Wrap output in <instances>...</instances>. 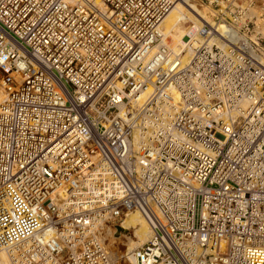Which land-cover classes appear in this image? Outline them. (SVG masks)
I'll use <instances>...</instances> for the list:
<instances>
[{"label": "built area", "instance_id": "1", "mask_svg": "<svg viewBox=\"0 0 264 264\" xmlns=\"http://www.w3.org/2000/svg\"><path fill=\"white\" fill-rule=\"evenodd\" d=\"M202 1L226 27L190 7L184 61L163 29L178 0H0L13 264H115L96 228L131 211L152 231L136 264H264V0Z\"/></svg>", "mask_w": 264, "mask_h": 264}, {"label": "bare ground", "instance_id": "2", "mask_svg": "<svg viewBox=\"0 0 264 264\" xmlns=\"http://www.w3.org/2000/svg\"><path fill=\"white\" fill-rule=\"evenodd\" d=\"M76 1V0H72ZM95 5L98 6V8L101 11L105 10V7L100 2V0H93ZM190 7L196 10V12L205 19L210 25H215L217 30H224L226 26H224L221 22L216 21L217 17V11L214 7L211 5L203 2L202 0H178V2L174 3L171 10L168 12L166 17L163 20V29L165 35L168 37L167 45L173 52H180L181 50H185L182 52V57L184 61H187L188 55L190 54V48L186 46V40L187 36H190L191 42L198 43L202 41V37L198 36L197 29L200 26V19L195 17L193 13L190 10ZM260 8V7H259ZM254 9L253 13L256 15V24H257V31H260L262 36L264 37V15L262 16V10H264V7L261 9ZM212 41V40H211ZM4 82L1 79L0 80V104L3 102L4 98L6 97V90L3 86ZM246 105V102L242 104L244 107ZM234 112H232L233 114ZM235 114V113H234ZM63 200V193H60V196L57 198V203H60ZM138 213L137 211H131L126 213L121 217L120 225L122 227V222L129 227L131 230V237H127L126 241L122 240V243L126 242L127 248L131 245L133 241L135 242H143L148 241L152 236V231L149 230L150 234L143 239L140 235L141 233V221L137 219V216L134 215ZM139 218V217H138ZM115 220L111 219H101L99 224L96 228V234L101 238L103 243L105 244L106 249L109 251L111 257L113 258L115 264H136V259L133 256V252L137 250V247L132 250L129 253H125L123 257H119L120 254L116 256L114 254L115 249H113V241L111 240V233L115 232L112 228V225L110 222H114ZM149 226V225H148ZM129 234V233H127ZM113 236V235H112ZM124 236V234H123ZM121 235H119V238ZM139 237L141 239H139ZM124 241V242H123ZM143 244V243H142ZM141 244V245H142ZM120 245H122L120 243ZM125 245V244H124ZM140 245V246H141ZM123 246V245H122ZM114 250V252H113ZM11 254H15V251L11 250H2L0 249V264H13L11 261ZM122 256V255H121ZM119 259V260H118Z\"/></svg>", "mask_w": 264, "mask_h": 264}, {"label": "rangeland", "instance_id": "3", "mask_svg": "<svg viewBox=\"0 0 264 264\" xmlns=\"http://www.w3.org/2000/svg\"><path fill=\"white\" fill-rule=\"evenodd\" d=\"M262 11V13H263V9H261ZM2 79V71L0 70V80ZM134 215H136L137 216V219H139L140 221H141V237H143V239H145L147 236H148V234H150V232H149V230H151L150 229V227L148 226V224H147V222H146V220L139 214V213H136V214H134ZM139 217V218H138ZM121 222V221H120ZM111 223V225H112V228L114 229V230H112V232L113 231H115V232H113V233H111V240L113 241V249H115V252H114V250H113V252H114V254L117 256L118 255V253L120 254V256L119 257H123V256H125L124 254L126 253H129V252H131L132 250H134L135 248H136V246L138 247V246H140L142 243H144V241L143 242H135V241H133L132 243H131V245L127 248V246H126V242H124V241H126V239H127V237H133V236H131V230L129 229V227H127L125 224H124V222H122L121 224H122V227L121 226H116V225H114V222H110ZM127 233H129V234H127ZM123 234H124V236H123ZM113 235V236H112ZM119 235H121V237L119 238ZM127 236V237H126ZM126 238V239H125ZM124 240L123 242L124 243H122V240ZM139 239H141L140 237H139ZM120 243L123 245H120ZM125 244V245H124ZM118 252V253H117ZM122 255V256H121ZM119 260V259H118Z\"/></svg>", "mask_w": 264, "mask_h": 264}]
</instances>
